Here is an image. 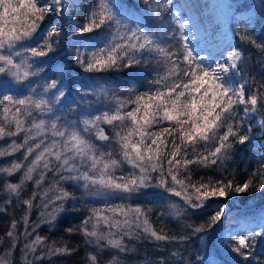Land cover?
I'll return each instance as SVG.
<instances>
[{
  "label": "snow or ice",
  "instance_id": "6c2138e0",
  "mask_svg": "<svg viewBox=\"0 0 264 264\" xmlns=\"http://www.w3.org/2000/svg\"><path fill=\"white\" fill-rule=\"evenodd\" d=\"M197 7L0 0V211L22 208L0 264H15L18 246L23 264L71 256L76 247L41 234L58 224L90 249L87 264H102L105 253L121 264L137 243L176 249L155 264H264V213L229 219L233 198L264 195V152L243 180L229 168L241 146L264 141V38L245 26L233 33L236 44L211 45L220 21L209 19L201 43L190 14ZM210 7L237 16L231 4ZM65 52L75 83L56 59ZM154 215L184 231L154 226ZM217 230L231 260L205 252Z\"/></svg>",
  "mask_w": 264,
  "mask_h": 264
},
{
  "label": "trees",
  "instance_id": "16d2710c",
  "mask_svg": "<svg viewBox=\"0 0 264 264\" xmlns=\"http://www.w3.org/2000/svg\"><path fill=\"white\" fill-rule=\"evenodd\" d=\"M236 1V0H234ZM87 2V0H85ZM256 2V3H254ZM254 6L257 7L258 17L253 23H248L246 19L237 18L232 21L231 24V31L232 34L237 31L239 28H243L247 26L248 31H250L255 38H264V15L259 14V0H238L236 2V9L237 14L241 13V11L251 9ZM79 11V10H78ZM236 44V40H235ZM67 53H61L57 56V60L62 61L67 74L71 77L73 83L80 79L78 72L75 69L68 67L67 61ZM255 75L256 73H252ZM116 79H121V77H115ZM4 142L0 141V144ZM259 143H264L261 141L259 137L253 141V143L247 147L241 146L238 153L233 158V161L229 164V168L232 172L235 173L239 180L245 179L249 172L252 171L259 160L260 153L264 151V145H259ZM11 159V158H7ZM7 160L0 159V164L6 163ZM212 174V175H219V173H212L211 170H201L200 175ZM33 186L31 184L26 186L25 196L31 193ZM71 190V189H70ZM79 194V193H77ZM7 199V194L3 191L2 188V181H0V209H5L6 205L4 201ZM232 205V211L229 215H234L241 217L246 221H254L256 220L264 210V195L260 193H245L239 195L236 198H233L230 201ZM244 213V214H243ZM22 214V208L19 205H16L15 210L12 208H7V211H0V237L4 239V243L0 244V259H4L3 253L8 246V238L6 237L5 233L10 227L11 220L13 217L19 219ZM37 213L33 214V218H35ZM78 215V214H74ZM154 226L160 228L163 227L165 231H171L173 233H180L184 231L182 223L172 217L165 216L162 220L157 219V216H153ZM69 222H75L74 216L69 217ZM69 226V224H58L57 227L49 232L47 226H42L41 234L48 235L52 239L57 240L58 242H68L70 245L77 248V251L73 253L71 256H64L54 258L50 264H87V254L90 249L83 245L82 239L79 235L76 236H69L67 233L64 232V228ZM224 228L229 227L228 221L225 222ZM22 230V228H21ZM220 231L217 230L214 236L208 237L207 247L205 252L212 258L220 259L223 257L224 259L231 260L230 257L224 252L223 248L221 247L220 243ZM195 247H199L197 243H190L188 245V256L192 255V250ZM137 251L134 253H130L128 255H123L120 257L121 264H155L156 259L163 255V256H170L172 251L176 249L173 247H169L167 249L157 250L154 246L149 244H136ZM258 252L264 255V242L258 245L257 248ZM14 259L15 264H23L22 256H21V248L18 246L17 250L12 256ZM102 264H108V261L111 259V255L108 253L102 254L101 256ZM47 264V262H46ZM170 264H175L174 261H170Z\"/></svg>",
  "mask_w": 264,
  "mask_h": 264
},
{
  "label": "bare ground",
  "instance_id": "6f19581e",
  "mask_svg": "<svg viewBox=\"0 0 264 264\" xmlns=\"http://www.w3.org/2000/svg\"><path fill=\"white\" fill-rule=\"evenodd\" d=\"M224 0H178V2L182 5H197V8L191 9V15L198 22V26L200 27L199 39L200 41H205V29L207 28V21L209 19L216 21L217 19L220 21V26L226 23V12L225 9H213L210 6L214 3H223ZM208 5L209 7H204ZM226 29H222L219 32H215V36L207 37L210 41L211 45L223 47L227 41L229 40L226 35ZM210 51L216 52L219 55L218 48L209 47Z\"/></svg>",
  "mask_w": 264,
  "mask_h": 264
},
{
  "label": "rangeland",
  "instance_id": "374dc122",
  "mask_svg": "<svg viewBox=\"0 0 264 264\" xmlns=\"http://www.w3.org/2000/svg\"><path fill=\"white\" fill-rule=\"evenodd\" d=\"M236 2L238 3V0H236V1H234V0H224L223 1V3L224 4H231L232 6H233V8L234 9H236ZM254 3H256V2H254ZM252 9V11L250 12V11H248V10H244V11H241V13H239V14H237V16H236V18H232V14H231V12H229L227 9H225V12H226V17H227V19H226V23L224 24V25H221L219 28H218V30L216 31V33L217 32H219L220 30H222V29H226L225 31H226V35L225 36H227L228 37V39L229 40H231V42L233 43V44H235V39H233V34H232V31H231V24H232V21L234 20V19H237V18H243V19H246L247 21H248V16H254V19H253V21L251 22V23H253L256 19H257V17H258V13H257V7L256 6H254L253 8H251ZM214 36H215V34H214ZM201 43H204V42H202L201 41ZM259 145L261 146V145H264V143H259ZM264 152V151H263ZM262 212L264 213V210H262ZM244 214V213H243ZM234 216V215H233ZM232 215H229V219H231V217H233ZM238 216V215H237ZM241 217L240 218H242V215H240Z\"/></svg>",
  "mask_w": 264,
  "mask_h": 264
}]
</instances>
